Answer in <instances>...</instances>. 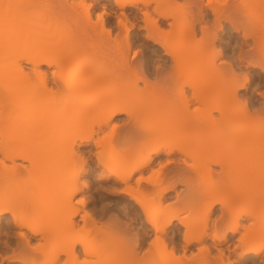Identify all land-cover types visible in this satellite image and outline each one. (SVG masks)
<instances>
[{"label": "rangeland", "instance_id": "rangeland-1", "mask_svg": "<svg viewBox=\"0 0 264 264\" xmlns=\"http://www.w3.org/2000/svg\"><path fill=\"white\" fill-rule=\"evenodd\" d=\"M72 1L74 2L75 0H71V2ZM140 1L139 6L143 7L145 1L146 3L149 1L152 12L154 7H157L158 5L164 13L170 16L168 21H170L173 25L164 26L161 37L163 38V36H166L164 38L168 40L175 39L177 37V40L175 39L177 42L175 40H173V42L177 43V47L179 48L178 50H181L182 54L180 53L181 56L177 57L176 62L172 58L164 55L162 56V54L158 55V53L154 52V49H158L159 46L155 47L152 41L146 38V33L148 32L146 28L149 27L152 21L148 25V23L145 22L146 20L143 19V14L137 11L139 10L137 7L131 8L133 11L135 10V12L131 11V9L129 12L132 15V23L133 25L135 24L132 28V34H135H133V36L137 41L134 47L140 49V55L135 59V61L129 60L127 68L125 65L122 66V59H119L120 57L113 55V53H110V56L103 54L96 57H93V54L91 55L87 52L89 50L83 51L81 54L77 53L80 51V49L77 50L76 48L78 46L76 41L77 39L80 40V37L78 36L80 34L77 33H79L78 30L82 27V23H87L84 24L85 27L91 24L101 27L103 24V17L106 29H112V31L114 30L113 34H116L118 10L114 7L113 0H101L99 1L100 3H98V6L96 5L95 7H93L92 4L95 3L93 0H76L75 2L77 3H74L78 10H75H77L76 13H78V20L82 22H78V24H82H77L78 27L80 26L78 30L76 29L77 25H74L75 23L71 22L73 20L63 14L62 8H57L61 7L59 5L61 4L59 2H62L61 0H0V15H6L8 18L11 16L15 17L14 15L21 18V16H36L41 14V17L39 16L38 20L43 18L40 22L45 21V23L42 24L46 27L44 28L47 31L49 30L50 38L48 37L49 42H46V39L45 41L42 40L43 44L42 46L40 45V48H44L46 45L49 47L48 45L51 44L54 51L59 54L65 53L72 55L76 53L77 55L79 54V60L82 62H86V59L95 61L98 66H94L97 67L99 73L104 72L105 70H107L106 73L112 71L113 76L111 77L110 75V77L113 79H109L107 84H102L103 86L101 85L102 87L100 86V88H97L95 91L89 90V94L83 96L84 99L87 97L92 98V96L105 98L104 96L108 97L109 93L113 95V93L117 94L118 92V96L124 97L122 98L123 100H127V106L128 109H130L129 112H131H123L109 124L103 122L100 123V117L98 118V116L92 114L89 115L90 117L88 116L90 118L89 120L83 119L75 125H65L66 127L63 126L64 129H74V131L77 132H75L77 139L81 136L90 137V135L94 138L93 139L92 136L90 137L93 141L91 140L92 142L90 141L88 145L81 146L79 148L77 147L79 151H82L80 153L86 152L83 154L85 161H87L86 163H81L82 165L79 163L80 165L78 164L76 167L78 168V166H80L81 169L83 167V174L80 183L82 189L73 199L74 208H68L69 206L63 204L59 199L61 198V195L62 197L65 196L62 194L64 191L62 188L64 187L58 188L60 191L57 190L55 186V189H50L53 187L51 183L54 182L53 180L58 174H60V170H62L59 165L62 166L64 162L61 161L60 164V160L57 159L56 156L53 158L52 156L49 157L50 155H39L40 158H37L38 162L35 161L36 158H34L32 163L29 161L25 162V160L23 161V159L19 158L17 162L19 160V163L22 161V164L27 165V168L24 169L22 166H19L22 171L20 174L18 173L20 176L18 174L14 175V177L18 176L17 178H14L13 176V178H11L9 175L11 173H5L1 170L2 168L0 169V206L3 203H7V205L11 207V212L6 211L0 215V264H2L8 256L7 248L11 247L13 253L18 251L16 245L13 244L12 241L15 240L17 243L22 244L25 239L22 238L21 234L26 235V237L30 239V245L33 249L36 248L32 259L37 261L38 264H49L55 256H59L57 263L55 264H58V262L59 264H72V260H74V263L76 262L75 264H185V262L191 264L192 262L189 263L190 257L194 255L193 257L196 256L197 258H200L201 256L199 255L201 254V250L205 246V250L207 251L205 252L207 255L214 254L213 256H217L221 249L224 250L226 255H228V257L226 256L228 264H264V260L261 257H256L257 255L254 254L255 252L250 251L251 253L248 252L249 254L246 252V247L256 248L264 241V231L261 232V230L264 229V117H262V113H264V104L261 103V101L264 100V97H262L264 96V69L261 67L254 68L251 66L247 69L246 65L241 63L243 61H241L242 57H240L243 49V37H241L242 34H240L242 31H237L231 26L232 24L230 22H225V20H223V26L225 25L224 31H218L220 33L219 38L216 40L217 42L215 41V44H213L214 42L211 40L212 38L210 35H212L213 31L216 30L214 29L216 25L214 23L215 17L213 16L214 14L212 10L211 19L209 14H206V16H209H207L208 18L206 17L207 20L205 19L204 22L200 19L202 25H207L210 22L212 24L211 29L206 30L202 36L197 35L196 21L198 19L197 16H194V13L198 9L197 6L200 4V0H197V2H199L197 5L196 2H194L196 0ZM185 1L187 3L189 2L188 5L191 7H184L185 4L187 5ZM203 2L205 3L204 6H206L208 0H203ZM211 2L213 7H217L216 5H220L222 3L221 8L223 6L225 8L227 5L226 3L230 2L229 4H231L232 1L211 0ZM81 3L82 5H80ZM261 6L258 7V12L260 13L259 20L257 21L258 23H260L262 17H264V5L260 8ZM103 7H107L108 9H104ZM152 16L156 20L157 18L159 19L156 12L153 13ZM199 17L200 15L198 18ZM238 17L241 18L240 13L238 14ZM68 19L70 21H68ZM241 19L238 20L242 21ZM150 27L152 26L150 25ZM13 33L12 35H7L6 38L9 36L7 39L10 40V38L19 37L20 39L22 37L21 39H23V37H25L22 32H20V34L19 32L18 34L15 32ZM16 40L17 39H13V41ZM261 43L264 44V38L261 40ZM246 48L248 49V47H245V49ZM51 53L53 52L51 51ZM260 54L256 56L258 57L256 59L263 65L264 68V50L263 53ZM3 55H5V58L8 54L5 53ZM3 55L1 56L3 57ZM2 57H0V126L1 124L4 126L0 127L2 131H4L3 129L7 127L8 123H16V127L22 126L23 128L26 127L28 130L32 127H38L41 119L43 120L46 115L52 114L51 116H53L57 111L59 114H57L58 117L60 114L65 116V112H63L64 114L62 113L63 106L65 103L67 105L66 101L71 99L66 95V93L63 96L64 98H62L61 96L63 93L60 95L61 93L57 92L59 95L57 94L56 97L55 93L57 89L53 87L52 84V87L49 88L51 91L54 89L52 91L53 93L50 89H48L49 91L47 90V92L44 90V93L42 91L43 89H41L42 84L40 83L42 82L39 79L40 77L36 76V74L31 70V65L27 66L28 64H26V62H22V66H24L23 68L26 70L24 76H22L19 70L17 71L16 67H13L10 62L11 58L7 60V58L4 59ZM209 60H212L213 63H215V67H217L212 71L203 69V65L208 64ZM87 62L91 64L92 61ZM95 62H92L91 65L93 66V64H96ZM200 64H203L201 65L203 66L201 69L199 67ZM121 66H125L126 68L124 69H126V71L122 69ZM45 67L46 66H44V68ZM95 67L93 70H96ZM206 67L208 69L209 66ZM237 67H242L245 70L243 73V79H240L236 73L235 70ZM95 70L93 73L96 76ZM119 71H122V75H119ZM92 76H88L91 77V79L87 77L88 80H92ZM103 77L105 78L104 75ZM248 77L249 79L247 81ZM81 80L83 79H78V81ZM106 80H108V78ZM244 81L248 83L246 84L247 87L244 86ZM197 93H199V95L202 94L201 96L203 97L197 96ZM40 94L42 95L43 100L45 99L48 102L49 100L52 102L55 97L58 100L59 96L62 100L59 98L61 102L59 101V103L55 104V106L51 105L52 108H49L50 106L42 108L40 106L41 104H39V106L37 105L38 103H36V105H31L35 99H33L32 96L38 95L41 97ZM111 94L109 95V98L111 97ZM134 97L136 98L133 100ZM154 97L156 98V101ZM200 98H203V101H201ZM118 100H120L119 97ZM36 101H39L38 97ZM145 105L149 109L152 108V113H150V110L148 111L149 113L145 111L147 109ZM169 106L177 107V114L170 116V119H166V123L168 125L166 127L169 128L170 125H177V129L176 127L172 128V130L174 128L176 129L173 131H175L177 135L173 133L170 135H160V133H158L159 125H157V123L159 124L163 118L156 119L155 112L159 113V109L162 111V108H171ZM237 106L238 109L241 106L244 107V110H242L241 107L242 111L240 110V117H242V119H246V117L243 118V114H245L248 116L246 121H251V123L255 125L253 131L250 130V132L247 133V130L246 133H244V130V132H242L244 135L242 134V136L233 134V131L231 134L228 132L230 131L228 128L234 124L237 125V121L243 122L242 119L236 120V118L239 119L240 117H237L234 114V116L232 115L231 117L230 113L238 112ZM23 107L26 108V112H22V109H24ZM74 109L75 108H72V110ZM224 110L228 111L225 112L227 116H224L226 114H222V111ZM132 112L134 113V119L131 118L133 116H129ZM149 114L153 115L151 116ZM93 117H97L98 119H94ZM154 118L158 122L156 123V128L151 129L155 124ZM132 119L135 122H131L130 120ZM135 119L139 121V123ZM240 122H238V124ZM129 123L130 125H133L134 123L135 126L129 127ZM251 123L249 122L250 125ZM136 124H138L140 126L139 128H142V130L143 128L146 130L145 127H147L150 131L155 130L157 132V134L154 133L155 131L151 133L152 137L151 139L149 138L151 142H148L150 144H147V147H152L153 144L160 145V143L163 144L165 142H177V156L174 155L177 159L173 157L175 161L177 160V173L175 168L176 163L174 162L172 156H167V154H163L162 152L158 157H156V160L147 168V170L139 171V175L135 174L129 184H125L123 182L118 183L115 178L112 177L110 179H102L101 175L108 174V169L111 168L112 165L109 164L110 167L105 166L102 162H100V159H103L105 162L108 161V163H112V161L118 160L119 158H125L129 156V154L131 155V151L129 152L131 147L128 149V146L126 147L122 143L127 141V139L131 140L133 138L132 135L134 131L132 130H134L135 127L137 130L139 129ZM161 124L162 123H160V125ZM113 125L114 127H112ZM116 125L119 126L117 127ZM11 126L15 127V125ZM162 127L160 129H162ZM8 129L11 134L9 132L7 134L12 135L14 132L19 134V131H17L19 128H16L17 130L14 128L15 131L13 130V127ZM160 131L162 132V130ZM5 132L7 131L5 130ZM26 132L27 131H25V133ZM53 135H55V132L51 136L53 137ZM13 136H15V134ZM1 138L2 136L0 137V140L4 142L5 137L2 138L3 140ZM48 139H51V137L49 136ZM122 139L125 140L122 141ZM133 139L135 140V138ZM99 140H102L103 143ZM8 141L9 140L5 141L4 144L8 145ZM40 142L41 140L35 139L30 141L28 146L30 145L31 148L38 147ZM99 142H101L100 145ZM135 142V145L132 144V149L133 147L134 149L138 147L139 150L137 152L136 149V153H139V151H142L140 148L143 145H140L139 147L140 141L136 142L138 145ZM25 145L27 147V143ZM29 149L30 148L27 150ZM247 150H253L256 154H252L253 152L251 153ZM38 151L39 150H36L35 152ZM240 151H243L244 153L240 155ZM1 154L0 158L3 156V154ZM98 155H101L102 158L99 159ZM35 157H38V155ZM141 157L142 156H137V158H134L135 162L141 159ZM168 157L173 160L170 161ZM2 160L5 159L2 158ZM167 160H169L172 165L171 163L169 164V161ZM8 162L9 164L6 163V165H2L3 163H1L0 159V165H2L1 167H7L9 165L13 166L12 162ZM161 165L164 166L161 167ZM6 167L3 169L5 170ZM9 167H7V169H9ZM71 167L72 166H70V169H75ZM81 169L79 170L81 171ZM68 171L71 172L72 170ZM48 179L49 181H47ZM36 182L39 185H41V183L43 185H41V187L37 186L40 188L36 191L37 193L34 191L35 189H31L33 191V195L32 192H27V195V193H25V188L28 186V188H35ZM173 185H176L175 190L172 191L165 200L160 201L159 198L155 196L156 187L157 190H159L160 188H168ZM126 187H131L130 189H134L133 191L135 193L137 191L139 192V190L146 191L148 193V197L151 196L149 198L151 201L149 200L150 202H147L148 205L154 203V205L156 204L158 206H162L161 210H154V217L155 219L157 217L156 224H158V226H162L165 222H169L167 225L169 231L166 228L168 233H161V235L160 231H157L156 228H154L155 226L152 224L150 225L147 222L146 212L138 204L136 198L124 192V190L127 189ZM22 188L25 191H23ZM64 189L67 190L66 187ZM54 190L56 191L54 192ZM65 192L66 191H64V194ZM22 194L25 196H21ZM232 196L233 199L231 198ZM236 196H238L236 198L238 201L235 204L237 207L235 206L234 210L236 211L238 208H242L240 211H243L245 214L242 216L243 219L239 220V224L241 223V226L238 225L236 231L232 233V229L230 230V228L232 227L233 220L236 219L235 217L234 219L228 217L229 215L227 212L225 214V210L227 211V208L229 207L227 203L234 200V197ZM238 198H241L240 201ZM229 200L231 201L228 202ZM64 205L67 208V211L64 210L66 214L76 209H79L80 211V214L75 217L78 225L76 226L77 228L75 231L69 228L71 223L65 220L66 217L63 216L66 215L65 213L62 215L64 218L61 217L63 218L62 220L60 217H58L60 220L57 218V215L60 212L59 209H62V207L64 208ZM211 207L212 210L210 209ZM147 209L149 210V208ZM148 212H150V210ZM88 213L93 215V220L85 217ZM170 216L173 218L171 219ZM168 217L170 218L169 220H172V222L167 220ZM117 219H119V221H117ZM16 220L20 222H16ZM206 222H208V224ZM18 223H24V226H20ZM188 223L191 225L196 224L194 227L195 229H193L192 226L191 233V235L193 234L195 238H197L200 234L204 235L203 232L205 230L202 229L201 231L200 228L206 224L208 225V228H206V226L203 228L207 229V235L209 236L211 234L212 237H207L205 234V239L203 240L204 242H201V244L200 242H194L190 245L188 248L189 252H186L187 255H189V258L187 259L182 245L180 246V244L184 242L183 235L185 234V231L188 230L186 225ZM197 227L199 228L196 229ZM260 227L262 228L261 230ZM33 229L43 230L41 233L47 229L48 232L45 231L46 234H41L39 231L38 233L40 235H37L38 233L35 235L34 232L36 231ZM147 230L148 236L147 238H144L146 240H141L143 244L137 242L138 238L143 239L142 235H145L144 233ZM56 232L62 233V236L61 234H58L62 238H57L59 247L56 246L58 244L54 241V239H56L54 237L57 235ZM176 233L178 234L176 239L177 243L171 245L172 239H175L173 236L176 237ZM224 234L228 236L229 239H227L226 242L223 241V243L221 241L222 238H218L217 236L223 237ZM214 235L216 237H214ZM156 237L159 238V241H163V239L166 240V243L163 244L162 242H158ZM216 238L220 240L219 244ZM70 240H74L75 242H71ZM70 243L77 244V246L75 245L77 247H75L76 251L67 252L63 250L65 247H62V245L64 244V246H66L68 244L70 246ZM37 245H39L38 249ZM53 246H56L57 248ZM201 247L203 248L200 250ZM218 249L220 250L218 251ZM244 250L245 252H243ZM172 251L174 252L172 253ZM262 251L261 253L263 254L264 251ZM191 252L194 254H191ZM241 253H244L246 258L251 257L252 260H244V258L241 257ZM74 256L75 258H73ZM173 257L175 259H173ZM184 258H186L185 261ZM205 258V263H210L209 256ZM181 260L183 263H181Z\"/></svg>", "mask_w": 264, "mask_h": 264}, {"label": "bare ground", "instance_id": "bare-ground-1", "mask_svg": "<svg viewBox=\"0 0 264 264\" xmlns=\"http://www.w3.org/2000/svg\"><path fill=\"white\" fill-rule=\"evenodd\" d=\"M59 1V0H58ZM62 2H59V3H61V4H59L61 7H57V8H62V12H63V14L65 15V16H67V17H69L70 19H72L73 21H71V22H74L75 24L74 25H77L78 24V22L79 23H82V22H80L78 19V13H76V11L78 10L77 9V7L75 6V3H77V2H71V0H61ZM95 3H92L93 4V7H95L96 5L98 6V3H100L99 1H101V0H93ZM104 1H106V0H104ZM114 1V3H113V5H114V7L118 10V13H117V31H116V34L114 35L113 34V31H112V29H109V30H107L106 29V27H105V21H104V18L102 17V19H103V24H102V26L101 27H97V26H95L94 24L92 25H87L86 27L84 26V24H87V23H82V24H78V25H82V27H80V29H79V27H78V25H77V27H76V29L78 30V32L79 33H77V34H80V35H78L79 37H80V40H78L77 39V41H76V43H77V50L78 49H80V51L79 52H77V53H79V54H81V52H83V51H87V50H89V51H87V52H89L91 55L93 54V57H96V56H101V55H103V54H107L108 56H110L109 54L110 53H113V55H116V56H118V57H120L119 59H122L121 60V62L123 61V63H122V66L123 65H125L127 68H128V62H129V50L130 49H132L134 46H135V44H136V39H135V37L133 36V34H132V28L134 27V25H133V23H132V18H131V13L129 12L130 11V9L133 7H137V9H139V10H137L138 12H141V14H143V16H144V18L143 19H145L146 21L145 22H147L148 23V25H149V23H150V25L152 26V27H150V25H149V27L148 28H146V30L148 31L147 33H146V38L148 39V40H150V41H152V43H153V45H155V47L156 46H159V48L158 49H154V52H156V53H158V55L159 54H162V56L164 55V56H167V57H169V58H172L175 62L177 61V57L178 56H181V54H182V52H181V50H178L179 48L177 47V37L175 38V39H170V40H168V39H166V38H164V37H166V36H163V38L161 37V35L163 34L162 33V31L164 30V26H166V25H173L170 21H168L169 20V18H170V16L168 15V14H166V13H164L161 9H160V7L157 5V7L155 6L154 7V10H153V12H152V10H151V6L149 5V1H147V3H146V1H145V4H144V6L143 7H141V6H139V4H140V0H113ZM140 1V2H139ZM171 1V0H170ZM175 1V0H174ZM187 1H189V0H187ZM192 1V0H191ZM194 1V0H193ZM199 1V0H198ZM205 1V0H204ZM232 2H231V4H229V3H226L227 5L225 6V8H224V6L221 8V7H212V12H213V16L215 17L214 18V23H215V27H214V29H216V30H214L213 31V33H212V35H210V37L212 38L211 40L214 42L213 44H215V41L219 38V35H220V33L218 32L219 30H223L224 31V26H223V20H225V22H230L232 25V27H234L237 31H239V32H241L240 34H242L241 35V37H243V49H242V52H241V56L240 57H242V59H241V63H243V64H245L246 65V68L247 69H249V67L251 66V67H254V68H257V67H261L262 69H264L263 68V65L262 64H260L258 61H257V59L256 58H258V57H256L257 55H259L260 53H263V50H264V44L263 43H261V40L264 38V33H262L261 32V27H260V23H258L257 21L259 20V10H258V7L259 6H261L260 8H262L263 7V5H264V0H263V2H262V0H231ZM186 2V1H185ZM184 2V3H185ZM194 2H196V5L199 3V2H197V0L196 1H194ZM142 3V2H141ZM144 3V2H143ZM187 3V2H186ZM58 4V3H57ZM91 4V3H90ZM101 4H103V3H101ZM106 4V3H105ZM104 4V5H105ZM110 4V3H109ZM189 4V2L187 3V5ZM222 4V3H221ZM220 4V5H221ZM229 4V5H228ZM58 5V6H59ZM80 5H82V3L80 4ZM100 5V4H99ZM112 5V6H113ZM186 5V4H185ZM204 5H205V3L203 2V0H200V4H198V9L199 8H202V7H204ZM207 5V4H206ZM236 5H246V7H228V6H236ZM3 6H5V5H3ZM91 6V5H90ZM106 6V5H105ZM107 7H108V5H107ZM107 7H103L104 9L105 8H107ZM97 8V7H96ZM109 8V7H108ZM107 8V9H108ZM3 9V8H2ZM54 9V8H53ZM75 9H77V10H75ZM94 9V8H93ZM153 9V8H152ZM93 11V10H92ZM96 11V10H95ZM110 11V10H109ZM116 11V10H115ZM131 11H133L132 9H131ZM261 11V10H260ZM264 11V10H263ZM3 12H5V11H3ZM133 12H135V10L133 11ZM152 12V13H151ZM156 12V14L159 16V19L157 18V20L156 19H154V17L152 16V14L153 13H155ZM103 13V12H102ZM109 13V12H108ZM240 13V16H241V18L240 17H238V14ZM264 13V12H263ZM46 14V13H45ZM90 14V13H89ZM92 14V13H91ZM2 15V14H1ZM0 15V57H2L1 55H3V54H5V53H7L8 55H6V57L4 58V56L5 55H3V57L2 58H4V59H6L7 58V60L9 59V58H11L10 59V62L12 63V65H13V67H16V69H17V71L19 70V72L22 74V76H24V74H25V71L26 70H24L25 68H23L24 66H22V62H26V64H28L27 66H29V65H31V70L36 74V76H39L40 78V80H41V82L42 83H40V84H42V87H41V89H43L42 91L44 92V90H45V92H47V90L48 89H50L52 86H51V84L53 85V87H55L56 89V93H55V95H56V97H57V92H59V93H61L60 95H62V93H63V95L61 96L62 98H64L63 96H64V94L66 93V95L69 97V98H71L69 101H66L67 102V105H66V103H65V105L63 106V110H62V113L63 112H65V116L63 115L62 116V114H60V118L58 117V111L57 112H55L54 113V115L53 116H51V115H46V117H44V119L42 120L41 119V122H40V124H39V126L38 127H32V125H31V127L32 128H30L29 130L28 129H26V127H22L21 126V124H20V126L21 127H16L17 125H16V123H12V124H10V123H8L9 124V126H8V124H7V127L8 128H11V127H13V130H14V128H15V130H17L16 128H19V130H17V131H19V134H17L16 132H14V134H15V136H13L14 134H12V135H10L11 134V132L10 131H8L9 129L7 128H5V129H3L4 131H2V129L0 128V137L2 136V138L3 137H5L4 138V142L5 141H7V140H9L8 141V145L7 144H4V142L3 141H1L0 140V154L2 153L3 154V156H2V158H4L5 160H2V158H0L1 159V163H3L2 165H6V163L7 164H9V162L8 161H10V163L12 162L13 163V166H11V165H9L11 168H12V170H11V168L9 167V166H7V167H9V169H7V167L6 166H4V167H6L5 168V170L3 169L4 167H1L2 165H0V169L1 170H3L5 173H7L8 172V174L9 173H11V174H9L10 176H11V178H13L14 177V175H17L18 173L20 174V172L22 171L21 170V167H19V166H22V168H24V169H26L27 168V165H25V164H22V161L19 163V161L17 162V160L20 158V159H23V161L25 160V162L26 161H29L30 163H32L33 161H34V158H36V160L35 161H37L38 162V160H37V158H40V156L39 155H50L49 157H53L54 158V156H56V158L57 159H59L60 160V164H61V161H64L63 162V165L61 166V165H59L60 167V169H62V170H60V174H56L57 175V177L54 179V178H52V179H54L53 181V183H51L52 185H53V187L52 188H50V189H55V187H56V189L57 190H59L60 191V189H58V188H62V187H66L67 188V190L66 189H64V188H62V190H64V191H66L65 192V194H64V191H63V196L64 197H62V195L60 196L61 198H59L60 200H61V202L63 203V204H65V205H67V206H69L68 208H74L75 206H74V203H73V199L75 198V196H77L79 193H80V191H81V189H82V187L80 186V183H81V177H82V172H83V167H82V169L80 168V166H78V168L79 169H81V171L78 169V168H76L77 167V165L80 163H86V161H85V157H84V154L83 153H86V152H83V153H80V152H82V151H79L78 149H77V147L79 148V147H81V146H86V145H88V143H90V141L92 140L93 141V136L92 135H90V137L92 136V138H90L89 136H81L79 139H77V135H76V131H74V129H64L63 128V126L64 127H66L65 125H75V124H77L78 122H80V120L82 121L83 119L84 120H86V119H90L89 117V115H92V114H94L95 116H98V118H99V121H100V123H106V124H109L110 122H112V120H114L115 118H117V116H119L120 114H122L123 112L124 113H131V112H129L130 111V109H128V106H127V104H128V102H126L127 100H123L122 98H124V97H120V96H118V92H117V94H115V93H113V95L111 94V93H109V95L111 94V97L109 98V95H108V97H106V96H104L105 98H103V97H101V98H103V99H101V98H98V97H93L92 96V98H83V96H85L86 94H89L88 92H90V91H95L97 88L99 89L100 88V86L103 84V85H105V84H107L108 82H109V79L110 80H112L111 79V77L113 76L112 75V71L111 72H107L106 73V71L107 70H105L104 72H101V73H99V71L97 70V67H95L96 65L98 66V64L95 62V61H93V60H90V59H86L85 61L86 62H82V61H80L79 60V54L77 55L76 53L75 54H65V53H61V54H59V53H57V52H55L54 51V49L51 47V44H49L48 46L49 47H47V45H46V47H42V48H40L41 46H42V40L43 41H45V39H46V42H49V30L47 31L45 28V26H43V24L42 23H45V21L44 22H40V20H42L43 18H40L39 20H38V18H39V16L41 15V14H39V15H36V16H21V18L20 17H16L17 15H14L15 17H10V18H8V17H6V15L5 16H1ZM48 15V14H47ZM137 15V14H136ZM101 16H102V14H101ZM157 16V17H158ZM207 16H209V15H207ZM206 16V14L204 13V12H202L201 11V13H200V17L198 18V16H197V19L200 21V19H201V21H203L204 22V20L206 19L207 20V17ZM35 17V18H34ZM37 17V18H36ZM41 17V16H40ZM44 17V16H43ZM79 17H80V15H79ZM90 17V16H89ZM88 17V19L90 20V18ZM137 17V16H136ZM207 17V18H206ZM261 17V16H260ZM31 18H33V19H31ZM45 18H46V15H45ZM31 19V20H30ZM67 19V18H66ZM76 21H75V20ZM154 19V20H153ZM196 19V20H197ZM238 19H241L242 21H239ZM36 20V21H35ZM45 20V19H44ZM81 20V19H80ZM68 21H70L69 19H68ZM82 21V20H81ZM86 21V20H85ZM39 22H40V25H39ZM87 22V21H86ZM108 22V21H107ZM202 22V23H203ZM224 22V23H225ZM38 23V24H37ZM89 23H90V21H89ZM88 23V24H89ZM206 23H207V21H206ZM38 26V27H37ZM72 26V25H71ZM84 26V27H83ZM90 26V27H89ZM45 27V28H44ZM74 27V26H73ZM112 27V26H111ZM152 28V29H151ZM173 28V27H172ZM213 29V28H212ZM233 29V28H232ZM42 30V31H41ZM74 30V29H73ZM174 30V29H173ZM172 30V31H173ZM241 30V31H240ZM19 32V34H20V32H22V34H23V36H25V37H23V39H19V37L18 38H10V40L9 39H7V38H9V36L6 38V36L7 35H12V33L13 32ZM222 31V32H223ZM236 31V32H237ZM18 32L16 33V34H18ZM40 33V34H39ZM165 33V32H164ZM219 33V34H218ZM14 34V33H13ZM158 34V35H157ZM160 34V35H159ZM170 34V33H169ZM176 34H177V32H176ZM176 34H175V36H176ZM135 35V34H134ZM22 36V35H21ZM45 36V37H44ZM32 37H34V38H32ZM36 37V38H35ZM49 37V38H48ZM38 38V39H37ZM41 38V39H40ZM13 39H17L16 41H13ZM37 39V40H36ZM48 39V40H47ZM12 40V41H11ZM173 40H175L176 42H173ZM210 40V41H211ZM40 41V42H39ZM211 41V42H212ZM219 41V40H218ZM30 42V43H29ZM217 42V41H216ZM33 43H34V45H33ZM149 43V42H148ZM41 45V46H40ZM150 45V44H149ZM152 45V46H153ZM241 45V44H240ZM35 47V48H34ZM38 47V48H37ZM154 47V48H155ZM223 47V46H222ZM245 47H248V49L246 48L245 49ZM240 48H242V47H240ZM76 50V49H75ZM140 50V49H139ZM51 51L53 52V53H51ZM140 52V51H139ZM55 53H56V55H55ZM181 53V54H180ZM52 54H54V55H52ZM180 54V55H179ZM112 55V54H111ZM222 55V54H221ZM261 55V54H260ZM9 56V57H8ZM105 56V55H104ZM92 57V56H91ZM138 56H135V59L137 58ZM262 57V56H261ZM260 57V58H261ZM105 58V57H104ZM144 58V57H143ZM155 58V57H154ZM203 58V57H202ZM1 59V58H0ZM263 59V58H262ZM12 60V61H11ZM202 60V59H201ZM213 60V59H212ZM212 60H209V62H208V64H205V65H203V64H200L199 65V67H200V69H201V67H203V69H206V70H214L215 68H217V67H215V63H213V61ZM259 60V59H258ZM87 61H92V62H95L96 64H93V66L91 65L92 64V62H91V64L89 63V62H87ZM177 64V63H176ZM210 64H211V66H210ZM264 64V63H263ZM95 65V66H94ZM201 65H203V66H201ZM26 66V67H27ZM44 66H46L45 68H44ZM121 66V67H122ZM122 67V69H124V68H126V67ZM144 66V65H143ZM206 66H209L208 67V69H207V67ZM212 66H214V67H212ZM96 68V70H95V73H96V76L94 75V70H93V68ZM198 67V68H199ZM210 68V69H209ZM119 69H121V68H119ZM125 71H126V69H124ZM133 70V69H132ZM131 70V71H132ZM136 70V69H135ZM97 71V72H96ZM110 71V70H109ZM123 71V70H122ZM122 71L120 72V74L119 75H122ZM146 71V70H145ZM19 73V74H20ZM27 73V72H26ZM33 73V74H34ZM97 73H98V75H97ZM105 73V74H104ZM92 74H93V76H92ZM103 75L105 76V78L103 77ZM110 75H111V77H110ZM21 76V75H20ZM88 76H92V80H88V78H90L91 79V77H88ZM103 78H102V77ZM88 77V78H87ZM119 77V76H118ZM96 78V79H95ZM108 78V80H106ZM120 78V77H119ZM246 78V77H245ZM29 79V78H28ZM78 79L80 80V79H83V80H81V81H78ZM104 79V80H103ZM115 79V78H114ZM248 79H249V77L247 78V81H248ZM246 80V79H245ZM79 83H78V82ZM244 83V86H246V84H248L247 82H243ZM242 83V84H243ZM102 85V86H103ZM101 86V87H102ZM50 87V88H49ZM240 87V86H239ZM242 87H243V85H242ZM241 87V88H242ZM247 87V86H246ZM245 87V88H246ZM40 89V88H39ZM53 89V88H52ZM94 89V90H93ZM237 89V88H236ZM247 89V88H246ZM54 90V89H53ZM52 90V91H53ZM90 90V91H89ZM238 90V89H237ZM38 91V90H37ZM49 91V90H48ZM50 91H51V89H50ZM51 91V92H52ZM44 92V93H45ZM51 92H49V93H51ZM55 92V91H54ZM44 93H42V94H44ZM53 93V92H52ZM35 94V93H34ZM37 94V93H36ZM133 94V93H132ZM201 94V93H200ZM41 95V94H40ZM54 95V94H53ZM59 95V94H58ZM122 95H123V93H122ZM202 95V94H201ZM201 95H199V93H197V96H199V97H203V96H201ZM228 95V94H227ZM44 96H46L45 94H44ZM49 96V95H48ZM47 96V97H48ZM133 96V95H132ZM137 96V95H136ZM156 96H157V94H156ZM33 97V99H34V101L32 102V104L31 105H36V103H38L37 105L39 106V104H41L40 106L42 107V108H47V106H50L49 108H52V106L54 105L55 106V104H58L59 103V101L60 100H62L61 99V97L59 96V98H60V100H59V98H58V100H57V98L55 97V98H53V100H52V102L49 100V102L48 101H46L45 99L43 100V97H42V95H41V97H39L38 95H36V96H32ZM37 97H38V99H39V101L37 102L36 100H37ZM91 97V96H90ZM100 97V96H99ZM118 97H119V99L120 100H118ZM170 97V96H169ZM262 97H264V96H262ZM65 98H67V97H65ZM68 98V99H69ZM83 98V99H82ZM136 97H134L133 98V100L135 99ZM155 98V97H154ZM159 98V97H158ZM138 99V98H137ZM136 99V100H137ZM198 99V98H197ZM201 99V98H200ZM65 100V99H64ZM123 100V101H122ZM132 100V101H133ZM131 101V100H130ZM155 101H156V98H155ZM158 101H161V100H158ZM167 101V100H166ZM200 101V100H199ZM201 101H203V98L201 99ZM35 102V103H34ZM61 102V101H60ZM132 103V102H131ZM134 103H135V101H134ZM134 103H133V105H134ZM163 103V102H162ZM52 105V106H51ZM138 105V104H137ZM137 105H136V107H137ZM146 106V105H145ZM157 107V106H156ZM155 107V108H156ZM169 107H171V108H162V111H161V109H159V113L157 112H155V117H156V119H162V121H160L159 122V124L157 123L158 121H156L155 120V118H154V120H155V124H154V126L151 128V129H153V128H156L155 126H156V123H157V125H159V130H158V133H160V135L161 134H171V133H173V134H175V135H177L176 133H175V131H173V130H176L177 129V125H170L169 126V128H170V130H169V128L168 127H166V126H168L167 125V120L166 119H168L170 116H174L175 114H177V107H173V106H169ZM242 107V110H244L243 108V106H241ZM241 107L238 109V106H237V109H238V112H234V113H230L231 114V117H232V115L234 114V115H236L237 117H240V115L239 114H241ZM24 108V107H23ZM72 108H75L74 110H72ZM132 108V107H131ZM134 108V107H133ZM144 108V107H143ZM146 110L145 111H149L150 110V113H152V108H148L147 106H146ZM25 109V110H24ZM24 109H22V112H26V108H24ZM136 109V108H135ZM138 109V108H137ZM141 109V108H140ZM24 110V111H23ZM156 110V109H155ZM241 110V111H240ZM53 111H55V110H53ZM52 111V112H53ZM236 111V110H235ZM138 112H139V110H138ZM225 112H228V111H226V110H224V111H222V114L224 115V114H226ZM50 113V112H49ZM59 113H60V111H59ZM149 113V112H148ZM147 113V114H148ZM229 113H228V115H229ZM235 113H237V114H235ZM58 114V115H57ZM64 114V113H63ZM133 112H132V114H130L129 116H133ZM243 114V113H242ZM127 115V114H126ZM145 115V114H144ZM144 115H142V116H144ZM149 115H151V114H149ZM153 115V114H152ZM151 115V116H152ZM233 115V116H234ZM244 116H243V118L244 117H246V119L244 118V119H242V117H240L239 119H237L236 118V120H241L242 119V121L243 122H240V121H237V125H235L234 124V122H233V124L234 125H232V126H230V128H228L230 131H228V132H230V134H231V132L233 133V134H237L238 136H242V134L244 135V133H246V131H247V133H249L250 132V130L251 131H253V128H254V124H252L251 123V121H246L247 120V117L248 116H246L245 114H243ZM51 116V117H50ZM56 116H57V118L60 120H58L57 118H56ZM89 116V117H88ZM147 116V115H146ZM158 116V117H157ZM224 116H227V114L226 115H224ZM242 116V115H241ZM54 117V118H53ZM128 117V116H127ZM141 117V116H140ZM150 117V116H149ZM160 117V118H159ZM176 117H177V115H176ZM230 117V116H229ZM94 118V117H93ZM97 117H95L94 119H96ZM97 118V119H98ZM131 118H133L134 119V116L133 117H131ZM148 118V117H147ZM151 118V117H150ZM234 118V117H233ZM57 119V120H56ZM130 120L131 122L133 121V122H135L134 120ZM170 119V118H169ZM136 120V119H135ZM172 120V119H171ZM175 120V119H174ZM235 120V121H236ZM249 120V119H248ZM127 121V120H126ZM129 121V120H128ZM137 121V120H136ZM173 121V120H172ZM98 122V121H97ZM130 122V123H131ZM138 123H139V121H137ZM154 122V121H153ZM238 122H240L239 124H238ZM249 122L251 123V125L249 124ZM67 123V124H66ZM99 123V124H100ZM127 123V122H126ZM130 123L128 124L129 125V127L130 126H135L134 125V123H133V125H130ZM160 123H162L161 125H160ZM176 123V122H175ZM247 123V124H246ZM97 124V123H96ZM132 124V123H131ZM163 124H165V125H163ZM3 124H1V126H2ZM11 125H15V127L14 126H11ZM0 126V127H1ZM25 126V125H24ZM62 126V127H61ZM102 126V125H101ZM117 126V125H116ZM115 126V127H116ZM119 126V125H118ZM117 126V127H118ZM136 126H138V128L140 127L138 124H136ZM165 127V128H163V127ZM2 127H4V126H2ZM112 127H114V125L112 126ZM125 127V126H124ZM132 127H131V129H132ZM162 127V129H160ZM173 127H176V129L174 128L173 130H172V128ZM234 127V128H233ZM101 128V127H100ZM168 128V129H167ZM26 129V130H25ZM113 129V128H112ZM119 129V128H118ZM128 129V128H127ZM145 129L146 130H144V128H143V130H142V128H139L138 130H137V128L135 127V129L134 130H132V131H134V133H133V138H135V140L132 138L131 140L129 139H127V141H125L124 143H122L123 145H125L128 149H129V152L131 151V155L129 154V156H127V157H125V158H119L118 160H115V161H112V163H108V161L107 162H105L103 159H100V158H102L101 157V155H98L99 157V159L101 160L100 162H102L103 163V165H105V166H109L110 167V165L109 164H111L112 166H111V168H109L108 170H109V173L108 174H103V175H101V178L102 179H110L111 177L112 178H115V180H116V182H118V183H120V182H123V183H125V184H129L130 183V181L133 179V176L137 173V171H141V169L142 168H145V167H149V165L151 166V164H153V162L156 160V157H158L162 152H163V154L165 153V154H167V156H172V158L174 157V155H176L177 156V142H165V143H160V145L159 144H157V145H152V147H147L150 143H148L150 140H149V138L151 139V133H153L154 131L153 130H149V128H147V127H145ZM5 130L7 131V132H5ZM12 130V131H13ZM14 130V131H15ZM130 130V129H129ZM128 130V131H129ZM149 130V131H148ZM157 130V129H156ZM160 130H162V132L160 131ZM244 130H245V132H244ZM2 131V132H1ZM25 131H27L26 133H25ZM114 131V130H113ZM116 131V130H115ZM164 131V132H163ZM169 131H170V133H169ZM173 131V132H172ZM10 133V134H7V133ZM55 132V135H53V137L51 136L53 133ZM76 132V133H75ZM165 132H167V133H165ZM242 132H244V133H242ZM126 133V132H125ZM154 133H156L157 134V132L155 131ZM172 134V135H173ZM5 135V136H4ZM8 135H10V136H8ZM168 135V136H169ZM13 136V137H12ZM49 136L51 137V139H48L49 138ZM10 137V138H9ZM122 137V136H121ZM1 138V139H2ZM7 138V139H6ZM110 138V137H109ZM6 139V140H5ZM35 139H37V140H41V142H40V145L38 144V147H33V148H31V146L29 145L28 146V143H30V141H32V140H35ZM148 139V140H147ZM3 140V139H2ZM125 140V139H124ZM123 139H122V141H124ZM153 140V139H152ZM91 141V142H92ZM99 141H102V140H99ZM139 142L140 141V144H139V147H140V145H143L140 149H142V151L140 152L139 151V153H136V149H137V152H138V150H139V148L138 147H136L135 149H134V147H133V149H132V144L133 145H135L134 144V142ZM143 141V142H142ZM146 141V142H145ZM12 142V143H11ZM133 142V143H132ZM135 142V143H136ZM146 144H145V143ZM151 142V141H150ZM10 143V144H9ZM27 143V147L28 148H30L29 150H27L28 148L26 147V144ZM102 143H103V141H102ZM141 143H143V144H141ZM174 143V144H173ZM101 144V142H99V145ZM137 144V143H136ZM145 144V145H144ZM148 144V145H147ZM162 144V145H161ZM37 145V144H36ZM138 145V144H137ZM25 146V147H24ZM145 146H146V148H145ZM126 148V149H127ZM26 149V150H25ZM132 149V150H131ZM36 150H39L38 152H35ZM2 151V152H1ZM133 151V152H132ZM244 151V150H243ZM243 151H240L239 153H240V155H242L244 152ZM248 152H253V150H247ZM40 152V153H39ZM247 152V153H248ZM135 153V154H134ZM255 153V151L252 153V154H254ZM1 154V155H2ZM38 155V157H35V156H37ZM252 154H250V155H252ZM256 154V153H255ZM249 155V156H250ZM137 156H142L141 157V159H139V160H137L136 162H135V159L134 158H137ZM47 157V156H46ZM42 158V157H41ZM45 158V157H44ZM169 158V157H168ZM175 159H177V157H174ZM173 158V159H174ZM121 159V160H120ZM134 159V160H133ZM170 159V158H169ZM172 159V160H173ZM175 159H174V162L176 163V167L175 166H173V167H175L176 168V173H177V160L175 161ZM50 160V159H49ZM58 160V161H59ZM171 159H170V161H172ZM99 161V160H98ZM167 161H169V160H167ZM169 161V164L171 163ZM135 162V163H134ZM174 162H173V164H174ZM19 165H18V164ZM36 163V162H35ZM133 163H134V165H133ZM27 164V163H26ZM79 164V165H80ZM82 165V164H81ZM171 165H172V163H171ZM70 166H72L73 168H75L74 170L73 169H70ZM71 167V168H72ZM68 168V169H67ZM41 169H43V168H41ZM77 169V170H76ZM151 169H153V168H151ZM174 169V168H173ZM10 170V171H9ZM13 170H14V172H13ZM45 170V169H44ZM68 170H72L71 172L70 171H68ZM46 171V170H45ZM44 171V172H45ZM28 172V171H27ZM42 172V171H41ZM44 172H43V174H44ZM14 173V174H13ZM16 173V174H15ZM49 173V172H48ZM85 173H86V171H85ZM18 174V175H19ZM47 174V173H46ZM50 174H52V173H50ZM22 175V174H21ZM24 175V174H23ZM13 176V177H12ZM20 176V175H19ZM47 176V175H46ZM161 176V175H160ZM18 176H15L14 178H17ZM50 177H52V176H50ZM37 178V177H36ZM38 179V178H37ZM50 179V178H49ZM49 179L47 180V181H49ZM177 179V178H176ZM138 181H140V180H138ZM176 181V180H175ZM51 182H52V180H51ZM157 182V181H156ZM44 183H45V179H44ZM140 183V182H139ZM36 184V187L38 186V187H41V185H43L42 183H41V185H39L37 182L35 183ZM156 184V183H155ZM154 184V185H155ZM86 185V184H85ZM33 186V185H32ZM51 186V185H50ZM55 186V187H54ZM157 186V185H156ZM20 187V186H19ZM27 187V186H26ZM29 187V186H28ZM25 188L26 189V192L25 193H31L32 192V195H33V191L32 190H34L35 192L37 191V190H39L40 188H36L35 187V185H34V187L35 188ZM21 188V187H20ZM127 189H125L124 190V192L125 193H127V194H130L131 196H133L134 198H136V200H137V202H138V204L144 209V211L146 212L145 214H146V217H147V222L151 225H153V226H155L154 228H156V230L157 231H160V234L161 233H163V234H165V233H168V231H169V229L167 228L168 226V223H164L163 225L162 224H160V225H162V226H158V224H156L157 223V217H156V219H155V217H154V210H161L162 208V206L161 205H154V203L153 204H151V205H148V201L150 200L149 198L151 197V196H149L148 197V193L146 192V191H140L139 190V188H138V190H139V192L137 191L136 193L132 190V189H130L131 187H126ZM160 188V187H159ZM175 188H176V185H173V186H171V187H166V188H160L159 190H157V187H156V195L155 196H157L158 198H159V200L161 201V200H165L166 199V197L172 192V191H174L175 190ZM23 189V188H22ZM32 189V190H31ZM155 189V188H154ZM17 191H19V190H17ZM23 191H25L24 189H23ZM56 190H54V192H55ZM16 192V191H15ZM53 192V191H52ZM51 192V193H52ZM123 192V191H122ZM150 192H151V190H150ZM153 192V191H152ZM155 192V191H154ZM20 193V192H19ZM28 193H27V195H28ZM37 193V192H36ZM29 195H31V194H29ZM21 196H25L24 194H22ZM20 196V197H21ZM19 197V196H18ZM238 196H236V197H234L235 199L234 200H229L228 202H230V203H227V205L229 206H227L228 208H227V211L225 210V214H226V212H227V214L229 215L228 217H231V219L233 218L234 219V217H235V219L236 220H233V223H232V227L230 228V230L232 231V233H234V231H236V229L238 228L237 226L238 225H240L239 224V220L240 219H243V215L245 214L243 211H240V210H242V208L240 209V208H236L237 210L235 211L234 210V207L236 206L235 204L237 203V201L238 200H236V198H237ZM240 197V196H239ZM232 199H233V196L231 197ZM239 199V198H238ZM241 199V198H240ZM240 199H239V201H240ZM58 200V199H57ZM64 201V202H63ZM83 201V200H82ZM151 201V200H150ZM149 201V202H150ZM7 202V201H6ZM5 202V203H6ZM79 202H80V200H79ZM61 203V204H62ZM240 204V203H239ZM3 205V206H2ZM1 206H0V215L2 214V213H5L6 212V209H11V207H9V205H7V203L6 204H2ZM64 205V208L62 207V209H59L60 210V212H59V214L57 215V218L58 217H60V219L62 220L64 217L63 216H65L66 218H65V220H67V222L69 221V223H71V225H70V227L69 228H71V230H74L75 231V229L77 228L76 226H78L77 225V221L75 220V217H77V215H79L80 214V211H79V209H76V210H73L72 212L70 211L68 214H66V212L65 211H67L66 209V206ZM4 206H7V207H4ZM4 207V208H3ZM160 207V208H159ZM237 207V206H236ZM147 208H149V210H150V212H148L149 210L147 209ZM157 208V209H156ZM211 210H212V207L210 208ZM65 210V211H64ZM72 210V209H71ZM148 210V211H147ZM152 210V211H151ZM239 210V211H238ZM63 213H62V212ZM152 212H153V214H152ZM14 213V212H13ZM61 213V214H60ZM66 214V215H63V214ZM59 215H61V216H59ZM63 215V216H62ZM153 215V216H152ZM61 217H63V218H61ZM87 219H92L93 220V215H91V213H88L86 216H85ZM117 217V216H116ZM116 217H115V219H116ZM118 218V217H117ZM170 218L172 219L173 217H171L170 216ZM169 217H168V221H171L172 222V220H169L170 219ZM59 219V218H58ZM59 219V220H60ZM114 219V220H115ZM203 220V219H202ZM18 220H16V222H17ZM76 221V222H75ZM116 221V220H115ZM117 221H119V219H117ZM205 221V220H204ZM207 221V220H206ZM18 222H20V221H18ZM146 222V221H145ZM183 223V222H182ZM181 223V224H182ZM207 224H208V222H206ZM19 224V223H18ZM204 225V226H206V228H208V225ZM233 224H234V226H233ZM261 224V223H260ZM20 226L22 225V226H24V223L22 224H19ZM187 225V231H185V234L183 235V241L184 242H182V244H180V246L182 245V248H183V250H184V252H185V256H187L186 258L188 259L189 257V255H187V253L186 252H189L188 251V248L190 247V245H192L194 242H200V244H201V242H204L203 240L205 239V234L207 235V229H205V228H203L204 226H202V224H201V231H202V229H204L203 231V233H204V235H199V236H197V238H195V236L192 234L191 235V233H192V226H193V229H195L194 227H195V225L196 224H190V223H188V224H186ZM259 225V224H258ZM184 226V225H183ZM199 226V225H198ZM241 226V225H240ZM239 226V227H240ZM145 228V227H144ZM168 229V231H167V229ZM199 227H197L196 229H198ZM199 229V230H200ZM262 228L260 227V230H261ZM33 230H35L36 232H34V234L36 235L39 231V233H41V231H43V230H36V229H33ZM143 230V229H142ZM45 231H47L48 232V230L46 229V230H44V232H42V233H45ZM189 231V232H188ZM238 231V230H237ZM258 231H259V229H258ZM264 231V229L263 230H261V232H263ZM61 232V231H60ZM147 232V233H146ZM144 234L145 235H142L143 237V239H139L138 238V241L137 242H140V243H142L143 244V242L142 241H144V240H146V239H144L145 237L147 238V236H148V230L146 231ZM183 232V231H182ZM37 234V235H40V234ZM41 233V234H42ZM57 233V232H56ZM194 233V232H193ZM202 233V232H201ZM46 234V233H45ZM58 234H61V236H62V233H57V235L54 237V238H60L61 236H59ZM158 234V233H157ZM209 234V233H208ZM225 234H226V232H225ZM223 235V237L221 236V237H219V236H217L218 238H222L221 239V241L223 242V241H227V239H229L228 238V236H226V235ZM138 235V234H137ZM162 235V234H161ZM177 233H176V237L175 236H173L175 239H172V241L171 240H169V241H171V245L172 244H175V243H177V241H176V239H177ZM190 235H191V237H190ZM229 235V234H228ZM21 236H22V238L23 239H25V241H27L29 244H30V239L28 238V237H26V235H24V234H21ZM168 236V235H167ZM194 236V237H193ZM209 236H211V234L209 235ZM208 235H207V237H209ZM43 237L45 238V236L43 235ZM157 237H160V236H157ZM156 237V239H157V241L158 242H162L163 244L164 243H166L165 241L166 240H164L163 239V241L161 240V241H159L158 239L159 238H157ZM162 237V236H161ZM173 237H170V238H173ZM212 237V236H211ZM214 237H216L215 235H214ZM21 238V239H22ZM62 238V237H61ZM60 238V239H61ZM166 238V237H165ZM180 238V237H179ZM218 238H216V240H218ZM56 239H54V241H56L55 243L56 244H58V245H56L57 247H59V243H57L58 242V239L56 240ZM59 239V240H60ZM137 239V238H136ZM181 239V238H180ZM215 239V238H214ZM142 240V241H141ZM149 240V239H148ZM207 240V239H206ZM61 241V240H60ZM71 241V240H70ZM69 241V242H70ZM219 241L220 240H218V244H219ZM22 242H23V240H22ZM48 242V241H47ZM71 242H75L74 240H72ZM77 243V242H76ZM145 243V242H144ZM168 243V242H167ZM183 243H185V244H183ZM217 243V242H216ZM224 243V242H223ZM264 241L261 243V244H259L258 245V247H256V248H254V247H246L245 249H246V252H247V254H249V253H251L250 251H253V252H255L254 254H256L257 256L256 257H261L263 260H264ZM53 244V243H52ZM78 244V243H77ZM77 244H71L70 243V246L68 245H66V246H64V244L62 245V247H65V248H63V250H65V251H67V252H69V251H76L75 249L77 248L76 246H77ZM147 244V243H146ZM169 244H170V242H169ZM203 244V243H202ZM206 244V243H205ZM55 245V244H54ZM76 245V246H75ZM56 246H53V247H55V248H57ZM138 246V245H137ZM205 246V245H204ZM208 246V245H207ZM35 247V246H34ZM76 247V248H75ZM172 247V246H171ZM206 247V246H205ZM205 247L203 248V247H201L200 248V250H201V254L199 255V256H201L200 258H197L196 256L195 257H193L194 255H192L191 257H190V259H189V263H193V264H206L205 262H206V258L205 257H207V256H209V262L210 263H207V264H228L227 263V259H226V256L228 257V255H226V252L224 251V250H220V249H218V257L217 256H213L214 254H210V255H212V256H210V255H207V251L205 250ZM140 248V247H139ZM36 249V248H35ZM71 249V250H70ZM85 249V248H84ZM191 249V248H190ZM211 249V248H210ZM228 249H230V248H228ZM262 249H263V251H262ZM171 250H172V248H171ZM192 250V249H191ZM206 251V252H205ZM261 251L263 252V254L261 253ZM86 252V251H85ZM87 252H88V250H87ZM174 251H172V253H173ZM183 252V253H184ZM200 252V251H199ZM243 252H245V250L243 251ZM249 252V253H248ZM76 253V252H75ZM193 252H191V254H192ZM73 254H74V252H73ZM78 254V253H77ZM194 254V253H193ZM198 254V253H197ZM208 254H209V251H208ZM242 254V253H241ZM58 255V254H57ZM75 255V254H74ZM184 255V254H183ZM183 255H182V257H183ZM204 255H205V257H204ZM207 255V256H206ZM245 255H246V253H245ZM77 256H79V255H77ZM184 256V257H185ZM241 257H243L244 258V260H252V258L251 257H248V258H246L245 256H244V253L241 255ZM58 258H59V256L57 257V256H55V257H53L52 259V261H50V263L51 264H55V263H57V260H58ZM73 258H75V256L73 257ZM186 258H184V261H185V259ZM212 258V259H211ZM173 259H175L174 257H173ZM77 260V259H76ZM75 260V261H76ZM207 260H208V258H207ZM229 260V259H228ZM182 261V260H181ZM72 262V264H75L74 263V260H72L71 261ZM70 262V263H71ZM78 262V261H77ZM79 262H80V260H79ZM49 263V264H50ZM178 263V262H177ZM181 263H183V261L181 262ZM188 264V262H185V264ZM191 263V264H192ZM46 264H48V263H46ZM184 264V263H183ZM230 264V263H229Z\"/></svg>", "mask_w": 264, "mask_h": 264}, {"label": "snow or ice", "instance_id": "snow-or-ice-1", "mask_svg": "<svg viewBox=\"0 0 264 264\" xmlns=\"http://www.w3.org/2000/svg\"><path fill=\"white\" fill-rule=\"evenodd\" d=\"M217 7H221V5H216ZM184 7H191L190 5H184ZM213 7V4L211 0H208V3L206 6L199 8L195 11L194 16H199L201 11L205 14L210 15L211 19V9ZM228 7H246V5H236V6H228ZM212 27V24L209 22L207 25H202L199 20L196 21V32L198 36H202L206 30H210ZM261 32L264 33V17H262L260 22ZM140 52L139 49L136 47H133L129 50V59L135 61V56H139ZM238 74L240 79H243V73L244 69L242 67H237L235 70ZM262 104H264V100L261 101ZM262 117H264V113H262ZM150 166V165H149ZM164 165H161L163 167ZM141 170H147V167L142 168ZM139 175V171L136 173ZM6 211L11 212V209H6ZM13 244L16 245V248L18 251L16 253L12 252V248H7L8 256L6 257L5 261L2 262V264H38L37 261H34L32 259V256L36 249H33V247L27 242L24 241L22 244L17 243L15 240L12 241ZM39 248V245H37V249ZM59 264V262H58Z\"/></svg>", "mask_w": 264, "mask_h": 264}]
</instances>
